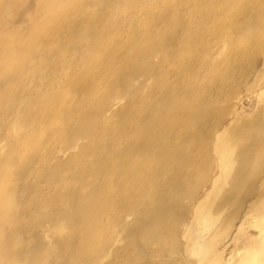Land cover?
<instances>
[{"label": "rangeland", "instance_id": "rangeland-1", "mask_svg": "<svg viewBox=\"0 0 264 264\" xmlns=\"http://www.w3.org/2000/svg\"><path fill=\"white\" fill-rule=\"evenodd\" d=\"M263 141L264 0H0V264H264Z\"/></svg>", "mask_w": 264, "mask_h": 264}, {"label": "bare ground", "instance_id": "bare-ground-1", "mask_svg": "<svg viewBox=\"0 0 264 264\" xmlns=\"http://www.w3.org/2000/svg\"><path fill=\"white\" fill-rule=\"evenodd\" d=\"M75 2V0H68V6H70V5H72L73 3ZM249 8V7H248ZM248 19V18H247ZM239 22L238 23H240L241 21H240V18L239 19H237ZM243 22H241V24H242ZM246 23V22H245ZM244 25V24H243ZM242 27V26H241ZM245 30H247V29H249L250 28V26H249V20H248V22L244 25V27H243ZM235 142V145H236V148H238L237 150L239 151V149H240V151L242 150V148L243 147H245V143L243 144V141H244V139L242 138V137H237L236 138V140H234ZM263 144H264V141L262 142ZM243 154V153H242ZM229 163H234V161L235 160H237V158H234L233 159V157L231 156L229 159ZM239 175H240V169H238L237 170V177H239ZM14 180H17V179H14ZM12 196H13V194H11ZM12 196H8L7 197V199L5 200V203H6V206H7V208L9 209V208H11V207H13V208H15L14 207V204L12 203V200L14 199H12ZM18 207V206H17ZM63 226V225H62ZM63 228H65L64 226H63ZM19 243H17V245H18ZM22 244V243H21ZM21 244H19V245H21ZM18 247V246H17ZM21 248V247H20ZM15 249H18V248H15ZM14 252H15V250H14ZM30 254V253H29ZM16 259H17V261L18 262H20V264L22 263H26V261H28V259H29V255L28 256H21V254H16Z\"/></svg>", "mask_w": 264, "mask_h": 264}]
</instances>
